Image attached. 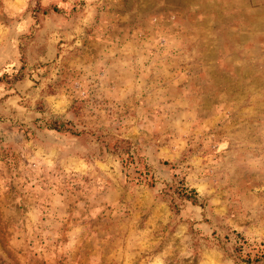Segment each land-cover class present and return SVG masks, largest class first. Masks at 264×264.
I'll list each match as a JSON object with an SVG mask.
<instances>
[{
	"label": "rangeland",
	"instance_id": "374dc122",
	"mask_svg": "<svg viewBox=\"0 0 264 264\" xmlns=\"http://www.w3.org/2000/svg\"><path fill=\"white\" fill-rule=\"evenodd\" d=\"M0 264H264V0H0Z\"/></svg>",
	"mask_w": 264,
	"mask_h": 264
},
{
	"label": "trees",
	"instance_id": "16d2710c",
	"mask_svg": "<svg viewBox=\"0 0 264 264\" xmlns=\"http://www.w3.org/2000/svg\"><path fill=\"white\" fill-rule=\"evenodd\" d=\"M53 129L59 131L58 127H54Z\"/></svg>",
	"mask_w": 264,
	"mask_h": 264
}]
</instances>
